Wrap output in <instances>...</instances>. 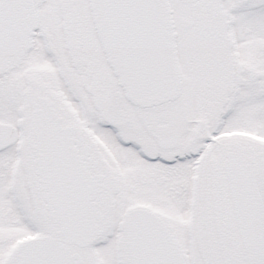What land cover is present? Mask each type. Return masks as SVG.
<instances>
[{
  "label": "snow or ice",
  "instance_id": "obj_1",
  "mask_svg": "<svg viewBox=\"0 0 264 264\" xmlns=\"http://www.w3.org/2000/svg\"><path fill=\"white\" fill-rule=\"evenodd\" d=\"M0 264H264V0H0Z\"/></svg>",
  "mask_w": 264,
  "mask_h": 264
}]
</instances>
